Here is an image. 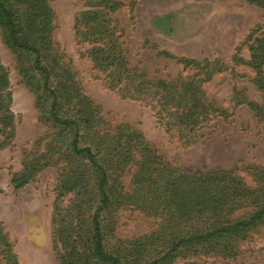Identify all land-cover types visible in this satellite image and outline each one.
<instances>
[{
	"label": "rangeland",
	"instance_id": "obj_1",
	"mask_svg": "<svg viewBox=\"0 0 264 264\" xmlns=\"http://www.w3.org/2000/svg\"><path fill=\"white\" fill-rule=\"evenodd\" d=\"M28 1L11 3L21 36L37 45L52 70L59 115L77 120L79 146H91L109 174L111 202L100 212L105 250L123 264H148L178 237L246 217L256 196L264 198V89L250 64L264 3ZM40 1L47 14L36 11ZM0 69L6 78L0 91V264L87 260L98 174L73 152V130L60 131L50 118L51 97L32 52L7 43L1 24ZM160 78L175 95L186 82L200 87L204 105L192 134L170 126L171 115L158 110ZM148 81L149 90L134 88ZM23 171L29 179L16 188L11 177ZM222 172L253 193L237 199L229 189L220 214L203 207L188 213L184 196L195 187L189 175ZM223 189L220 177L211 176L195 192L213 196ZM165 261L264 264V220L244 236L183 248ZM87 264H94L91 258Z\"/></svg>",
	"mask_w": 264,
	"mask_h": 264
},
{
	"label": "trees",
	"instance_id": "obj_2",
	"mask_svg": "<svg viewBox=\"0 0 264 264\" xmlns=\"http://www.w3.org/2000/svg\"><path fill=\"white\" fill-rule=\"evenodd\" d=\"M45 1V0H43ZM252 3H264V0H248ZM31 3L32 6H35L37 3L35 0H29L28 3ZM12 0H0V24L5 31V40L10 42V44L15 48H20L32 52L33 54V68L41 74L42 77V87L44 91L51 97L50 101V118L52 121L59 126L60 131L73 130V137L71 140L73 152L88 160L90 165L94 167L96 171L97 180H96V190L98 195V204L94 209V212L91 216L90 228H91V237L87 240V243L91 245V251L87 260H84L82 257H79L75 260L66 259L63 264H87L88 258H91L94 264H123L121 256L114 254L105 250L102 243V226L100 221V212L108 208L111 202V196L109 194V174L107 169L99 162L96 158L95 152H93L91 146H79V124L75 118H63L58 113V93L55 87L51 84L52 70L44 65L42 62V54L40 49L36 44L30 43L27 39L21 36V28L18 27L17 23V14L16 10L12 8ZM46 3H39L36 6V11H41V14H47ZM101 22H104L101 20ZM87 22L85 23V26ZM260 26V25H258ZM257 26V27H258ZM262 28L261 34L253 37V40L250 45L251 55H250V64L257 70V74L254 78L255 84L258 88L264 89V74L261 67L264 65V22L260 26ZM32 31V34L34 33ZM112 49L115 50L114 47ZM116 51V50H115ZM121 53L115 56L113 55L108 59L110 64L117 63L121 58ZM189 61V60H185ZM131 71L128 69L126 74ZM144 78L145 75H142ZM133 77V74L129 78ZM142 84L138 82L134 88L139 92L144 87L150 88V82H144ZM156 86H162V90H158L157 104L159 105V111H168L171 115V121L169 122L170 126H175L180 132L179 126H183V129L188 133H193L194 130L200 123L198 115L201 113L199 108L203 106V99L200 95V87L196 86L192 82L183 83L180 86V91L177 95L171 93V83L166 79L160 78L155 82ZM6 85L5 74L0 69V91ZM147 88V90H149ZM148 96L152 95L151 92H144ZM143 94H138V98L142 99ZM1 96V95H0ZM153 96V95H152ZM151 97V96H150ZM0 108L4 110V106L1 105ZM172 106V110H168ZM7 110V109H5ZM222 111V110H221ZM8 116L6 115L5 119ZM4 118V116H3ZM4 128L3 124L0 129ZM191 183L195 185L189 193H186L184 196L185 204L184 209L189 212H196L198 209H208L210 210H221L225 209L227 199L230 196H227L226 193L231 189L233 196L238 197L242 194L251 195L252 190L240 185L237 181H232L233 179L229 176V172H222L220 174H203V173H194L190 174ZM211 176L220 177V185L225 189L222 190L221 194H214L213 196L209 195V191L204 193L195 192L196 188H200L202 184L208 180ZM29 179V176L25 171L20 173H14L11 177V182L14 187L18 188ZM170 185H174L172 179H170ZM225 191V195H224ZM254 199L255 206L253 210L246 217H239L235 219L225 220L224 222L215 223V225L208 226L204 230L198 231L195 230L191 233L186 234L185 236L178 237L175 239L170 247L166 249L161 255L149 262L148 264H165L168 258L173 257L176 253L181 251L183 248H190L192 246H197L203 243H210L217 239L228 238L231 236H244V233L247 232L253 226L259 224L264 220V198L259 199L261 196H256ZM259 199V200H258ZM210 204V205H208ZM163 261H165L163 263Z\"/></svg>",
	"mask_w": 264,
	"mask_h": 264
}]
</instances>
